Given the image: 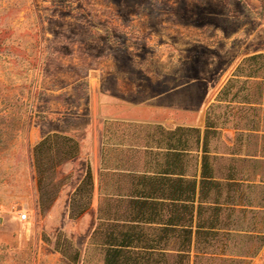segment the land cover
<instances>
[{"label": "rangeland", "instance_id": "374dc122", "mask_svg": "<svg viewBox=\"0 0 264 264\" xmlns=\"http://www.w3.org/2000/svg\"><path fill=\"white\" fill-rule=\"evenodd\" d=\"M257 53L264 0H0V264H103L98 205L130 192L114 168L142 169L154 133L135 118L203 130L221 88ZM250 99L217 109L215 164L245 180L209 253L190 264H264V89ZM252 125L260 132L238 129ZM156 226L142 224L151 237Z\"/></svg>", "mask_w": 264, "mask_h": 264}, {"label": "trees", "instance_id": "16d2710c", "mask_svg": "<svg viewBox=\"0 0 264 264\" xmlns=\"http://www.w3.org/2000/svg\"><path fill=\"white\" fill-rule=\"evenodd\" d=\"M253 65V67H252ZM264 53L247 56L233 76L219 91L216 102L206 111L205 128L178 126L170 134V168L156 176H140L139 182L154 181L156 187L130 194L128 206L121 199L110 204L105 198L98 205V222L92 237L103 245V264H190L191 254L203 256L213 246L218 233L225 228L224 210L228 209L233 193L244 183L236 171L217 173V155L210 150V141L218 133L219 107L227 108L244 93L245 104H252L250 91L254 87L261 96L264 89ZM261 78L255 86L252 80ZM264 103H259L263 105ZM225 114V112L223 113ZM257 126L238 128L247 133L260 132ZM264 132V130H263ZM192 141V142H191ZM191 145L201 149L199 174H188L184 158ZM103 172H101L102 180ZM261 183H264V174ZM251 184L256 185L255 179ZM101 188V184H100ZM154 223L156 235L144 233L142 224ZM171 250L174 252L171 254Z\"/></svg>", "mask_w": 264, "mask_h": 264}, {"label": "crops", "instance_id": "0c3cea01", "mask_svg": "<svg viewBox=\"0 0 264 264\" xmlns=\"http://www.w3.org/2000/svg\"><path fill=\"white\" fill-rule=\"evenodd\" d=\"M156 108H152V111H154ZM136 121L134 122H143L146 123V126H150L151 129H153L154 133L150 134V143H146L141 147L143 149V154H144V161H143V168L142 169H135V168H122V165H117L116 168H114L115 172L114 174L117 175L118 177H130L132 182H131V188L130 192L128 194H119V198H131L130 194H132L136 190H151L156 187L154 184L153 180L148 181V184H143L141 181L139 182L138 178L140 176H156L160 175L163 171H166V169L170 168V130L175 129L178 126H183L184 125H178L174 128L166 127L164 125H160V123H157L156 118L154 114H151L150 117L148 118H135ZM143 120V121H137V120ZM205 120H206V115H205ZM125 120L121 119H108L105 121V125L108 123L110 125H120L124 122ZM142 124V123H141ZM193 127V126H189ZM197 128V127H194ZM205 128V125H204ZM204 130V129H203ZM203 130H201L203 132ZM109 128L104 126L103 130V140H102V172L103 176H105L108 171L110 170L109 167V158H108V149L111 144H108V133ZM192 142V141H191ZM116 148L115 150H118L119 153H122L125 149L124 144L119 142L114 145ZM133 149L132 147H129L126 149L131 150ZM186 156L184 158V163H185V168L186 172L188 174H191L193 172H196L199 174L200 169H201V149L191 145L188 150H185ZM213 153V152H212ZM217 155V153H214ZM233 154V153H231ZM193 160V163H192ZM193 167L191 170L190 168ZM215 167L217 168L216 164ZM218 169V168H217ZM218 175L220 174L219 169L217 170ZM105 182L103 183V190L105 191Z\"/></svg>", "mask_w": 264, "mask_h": 264}, {"label": "built area", "instance_id": "2783aa9c", "mask_svg": "<svg viewBox=\"0 0 264 264\" xmlns=\"http://www.w3.org/2000/svg\"><path fill=\"white\" fill-rule=\"evenodd\" d=\"M18 219L20 221H26L28 219L27 213L26 212L19 213L18 214ZM1 220H2V215H1V210H0V223H1Z\"/></svg>", "mask_w": 264, "mask_h": 264}]
</instances>
